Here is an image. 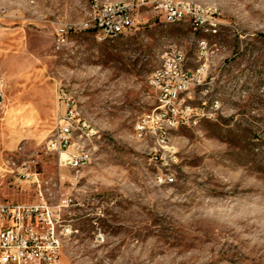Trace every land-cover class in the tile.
<instances>
[{
	"label": "rangeland",
	"instance_id": "obj_1",
	"mask_svg": "<svg viewBox=\"0 0 264 264\" xmlns=\"http://www.w3.org/2000/svg\"><path fill=\"white\" fill-rule=\"evenodd\" d=\"M172 1L217 32L146 4L134 28L101 39L92 24L131 0H0V200L73 199L61 264H264V0ZM173 49L202 69L177 114L149 84ZM62 89L88 125L73 136L91 154L80 170L48 147Z\"/></svg>",
	"mask_w": 264,
	"mask_h": 264
},
{
	"label": "built area",
	"instance_id": "obj_2",
	"mask_svg": "<svg viewBox=\"0 0 264 264\" xmlns=\"http://www.w3.org/2000/svg\"><path fill=\"white\" fill-rule=\"evenodd\" d=\"M130 4L131 6H119L106 14L105 18L92 24L99 33V38H114L134 28L138 18L132 10L146 4L154 5L166 22L174 23L189 18L193 29L197 22H205V29L217 28L219 23L213 18H204L200 10L186 1L131 0ZM67 33L66 28L56 31V43L59 47L65 43ZM202 45L206 48L207 44L203 41ZM185 62L184 52L173 49L166 53L162 65L152 72L149 84L160 93L162 104L158 106L159 109L168 107V110L177 114L182 104L180 95L189 91L190 86L201 84L202 69L190 74L185 68ZM59 96L67 99L68 110L48 147L51 145L57 151L60 164L80 170L88 166V152H83V146L73 142V136L76 129L88 125L78 117L74 99L63 89ZM2 99L3 91L0 86V101ZM150 117L146 116L141 120L137 129L144 132V122H150ZM164 134L166 132H163L161 141L166 145L167 137ZM71 147L74 149L71 150ZM164 155L156 152L153 159L162 162ZM158 175L162 183L175 182V177L170 172ZM72 201V198H65L58 206H52L45 197L37 202L0 200V264H61L65 237L71 231L70 228H63L62 212L70 207Z\"/></svg>",
	"mask_w": 264,
	"mask_h": 264
},
{
	"label": "bare ground",
	"instance_id": "obj_3",
	"mask_svg": "<svg viewBox=\"0 0 264 264\" xmlns=\"http://www.w3.org/2000/svg\"><path fill=\"white\" fill-rule=\"evenodd\" d=\"M172 1V0H171ZM189 3V2H188ZM192 5V4H191ZM194 27L195 29L197 28H204V22H197L196 24H194ZM206 31H210V32H213V33H216L217 32V28H207L205 29ZM192 86H190V89H191ZM75 102V101H74ZM75 107H76V110H77V115L78 117L81 118V113L79 111V109L77 108V105L75 104ZM81 120H84L81 118ZM85 121V120H84ZM86 123V121H85ZM148 122H144V128H145V124H147ZM87 125V123H86ZM83 152H88V156H87V165H89V163L91 162V154L88 150L84 149L83 148ZM160 181H161V177H159ZM71 227V226H70ZM63 228H69V225L65 224V220H63Z\"/></svg>",
	"mask_w": 264,
	"mask_h": 264
}]
</instances>
